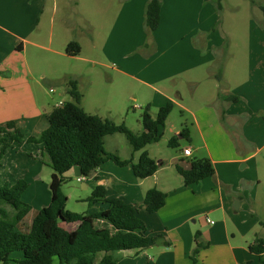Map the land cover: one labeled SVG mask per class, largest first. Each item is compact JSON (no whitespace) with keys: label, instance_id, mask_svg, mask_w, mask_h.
Wrapping results in <instances>:
<instances>
[{"label":"crops","instance_id":"obj_1","mask_svg":"<svg viewBox=\"0 0 264 264\" xmlns=\"http://www.w3.org/2000/svg\"><path fill=\"white\" fill-rule=\"evenodd\" d=\"M73 1L75 7L86 4L84 0ZM89 1L91 9L98 8L99 0ZM149 1L122 0L102 38L101 56L88 57L82 55L84 44L79 36L76 38L81 52L75 56L66 52L73 39L68 36L72 22L61 26L59 33L55 31L66 0H0V123L15 121L24 134L10 144L0 160V186H12L25 179L29 186L22 197L35 187L42 207L51 202L50 156L43 144L27 141L49 126V114L58 105H50L42 96L40 79L52 84L63 78L76 79L83 94L81 106L104 119L107 117L101 114L102 108L110 113L113 106H124L129 100L135 101L136 107L149 105L152 115L153 108L159 110L171 101L173 109L168 118L179 108L182 119L176 134L187 126L189 141L195 144L193 148H182L190 147V156L181 149L174 160H166L152 154L148 146L156 143L153 142L145 149L161 164L152 176L138 178L131 164L120 169L117 166L121 165L113 160L102 164L88 179L80 174L78 166L69 170L78 175L85 189L93 192L104 185L108 197L136 204L148 235L163 234L171 242L117 251L118 264H264L260 255L249 248L258 239L264 240L262 210L255 197L245 196V186L237 182L236 169V164L244 167L243 161L264 150V18H249L244 48L236 51L238 44L233 41L237 37L224 28V0L221 7L217 0H161L160 24L153 31L146 24ZM247 2L256 10L264 5V0ZM81 10L75 11L82 21L79 28L84 30L88 44L98 48L96 30L93 33L88 27L95 25ZM83 22L86 25L82 27ZM29 46L38 50L36 61L43 64V70L35 68L28 58ZM66 58L107 70L100 69L104 80L100 92L93 91V110H87L83 100L98 83L89 79L86 71L68 69ZM66 89L68 92V85ZM143 130L144 126L139 131ZM1 146L0 140V149ZM138 151L139 159L142 150ZM194 152L198 158H210L216 172L187 185L176 163ZM152 187L167 193L165 205L156 212L143 205ZM101 208H107V204L90 206L89 212ZM32 211L33 206L29 214ZM38 211L31 222L24 219L23 229H30ZM78 225L73 223L68 228L75 230ZM197 231L199 240L206 245L200 248L194 262ZM15 254H11L12 264L23 257V253ZM53 264H59V259H54Z\"/></svg>","mask_w":264,"mask_h":264},{"label":"trees","instance_id":"obj_2","mask_svg":"<svg viewBox=\"0 0 264 264\" xmlns=\"http://www.w3.org/2000/svg\"><path fill=\"white\" fill-rule=\"evenodd\" d=\"M217 1L221 7V0ZM161 9V0H150L147 4L146 24L152 31L160 24ZM261 9L264 14V5ZM66 52L72 56L78 55L81 45L77 41H70ZM67 84L72 100L55 106L49 114V126L39 136L27 138L30 143L43 144L53 169L50 182L51 202L38 211L29 230L21 227L32 208L22 200V195L29 186L28 181L20 179L12 186H0V264H12L11 254L16 251L23 253L17 264H53L56 257L59 264H118L117 251L171 244L163 234L148 235L146 223L138 215L139 207L121 197H108L104 185L94 189L87 201L91 207L103 203L107 204V208L81 213L66 208L68 197L62 185L65 173L74 166H78L80 174L88 179L94 177L97 169L108 160L121 166L131 164L138 178L154 175L161 162L151 157L145 147L161 139V129L173 109V102L169 101L160 107L156 118L147 105L142 113L144 130L136 133L124 122L116 123L112 119L88 113L81 106L83 94L78 81L69 79ZM232 99L236 100L237 97L232 96ZM117 132L127 135L134 151L142 150L137 161H134L133 156L122 159L106 149V135ZM0 135L1 160L10 144L21 140L24 134L15 121H7L0 123ZM180 137L190 139L187 126L170 138L169 145L179 146ZM176 169L187 185L199 183L206 177L214 176L216 172L208 157L195 158L187 164L184 158H180ZM166 198L165 191L152 187L147 190L143 205L148 211L156 212L165 205ZM73 223H79L75 230L68 228ZM199 237L200 232L197 231L196 247L192 252L194 262L200 248L206 245ZM249 248L258 253L264 262V240L258 239Z\"/></svg>","mask_w":264,"mask_h":264},{"label":"rangeland","instance_id":"obj_3","mask_svg":"<svg viewBox=\"0 0 264 264\" xmlns=\"http://www.w3.org/2000/svg\"><path fill=\"white\" fill-rule=\"evenodd\" d=\"M122 0H99L98 8L95 9L93 6V9L90 7V1L84 0L86 3L84 6L81 7H75L73 0H66L64 5L66 6L63 8L60 12L59 18L56 20V26L55 31L56 33L61 30V26H67L68 22H72L71 28L72 32L68 33V36H70L72 41H77L79 44L80 42L76 38L79 36L83 40L84 44V51L83 56H101V43L102 38L104 34L107 33L111 22L119 8L120 2ZM225 8L223 11V14L225 16V24L224 28L227 29L229 32L234 33V35L237 37L236 41L234 40L233 43L237 42L238 46L234 47L236 51H241L244 48V37L246 36L249 28V18L251 16L258 17V18H264V14L261 10V8H258L257 10L254 9V7H250L247 0H224ZM227 3V4H226ZM232 5H237L236 9L232 8ZM252 8V10H251ZM82 9V10H81ZM81 10L86 15H88L95 25L88 26L89 29L96 30V34L98 35L97 41H98V48L91 47V44L89 45L88 42H90L82 31L83 29L79 28V22H82L79 17L77 18V15L75 14V11ZM64 13V14H63ZM91 14V16H90ZM65 17V20L63 22V18ZM256 17V18H257ZM62 24V25H61ZM82 27L86 25L84 22L81 23ZM80 29V30H79ZM74 31V32H73ZM76 38V40H74ZM81 45V44H80ZM37 49L29 46L27 49L28 58L34 62L35 68L39 70H43L44 66L42 63H39L36 61V55H37ZM45 53V51H42ZM97 54V55H95ZM100 58V57H98ZM65 66L68 69H72L71 71L78 70V71H86L88 72L89 79L93 80L94 82H97L98 85L94 86L95 90H91L86 94V97L84 98V106L87 110H93L94 105V94L93 91L96 93L100 92V83H102L103 75H101V70L107 71L103 68H100V66L93 65L90 62H85L81 60H76L72 58H66ZM48 70V69H46ZM51 71V70H49ZM103 74V73H102ZM39 77V75H38ZM69 79L63 78L62 81L55 82L54 84L48 83L43 79H40L41 83L43 84V87L40 88L42 96L45 98V100L50 104H59L64 99L70 100L71 96L67 92L66 86L68 85ZM116 82L114 81V84ZM51 88V91H50ZM87 89V85L84 87V92ZM94 92V93H95ZM136 102L133 100H129L125 102L124 106H113L112 111L108 113L105 111V109H101V114H103L105 117L112 119L116 123H125L131 130H133L136 133H139L140 128H143L142 123V113L145 109V105L143 107H136ZM125 110L124 112L122 111ZM158 109L153 108V117H157ZM181 114L179 108L175 109L174 112L171 114V116L168 118L167 123L164 127H162V137L161 139L153 144H150L148 148L152 152V154H156V156L162 155L163 158L166 160H174L177 155L181 154V149L186 146H192L195 147V144L190 143V141L185 137L179 138L180 145L177 147H172L169 145L170 138L177 133L178 128H180L181 125ZM18 127V125H17ZM20 129V127H18ZM22 131V129H20ZM23 132V131H22ZM177 135V134H176ZM106 142V148L108 151H111L115 153L118 156H121V158H131L132 156L138 159L139 151H134L132 144L130 143L127 135L125 133L117 132L114 134H109L105 138ZM183 150V149H182ZM198 158L196 157V153L191 157H184V160L187 164V162H190V160ZM178 162V161H177ZM113 165H116L112 161ZM245 163V166L242 167V163L236 164L237 169V182L240 184L242 183L244 187V194L245 196H251L255 197L258 201V204L261 207L262 210V216L264 218V150L256 155L250 156L247 160L243 161ZM225 166H230L231 164H224ZM120 169L123 168L122 166H117ZM126 167V166H125ZM51 172H53L52 167L49 168ZM78 175H74L72 171H69L67 176H65V181L62 185V189L67 195V203L66 208L72 212H89L90 205L87 201L88 197L92 194V189H85L83 187V181H79L77 179ZM51 192V189H50ZM36 190L35 187H31L28 192L24 194V197H22V200L29 203L31 207L33 206V211L26 217L25 221H30L32 219V216L34 212L38 211L35 210L38 207H42L43 203L39 201L37 196L35 195ZM100 204V203H99ZM237 202L234 203V206H236ZM9 209H11L9 207ZM243 210L240 212L242 213ZM23 228V227H22ZM15 255H18L19 253L22 254V251L15 252ZM116 256L119 257V255L116 253ZM54 259H57L54 258ZM56 261V260H55Z\"/></svg>","mask_w":264,"mask_h":264},{"label":"built area","instance_id":"obj_4","mask_svg":"<svg viewBox=\"0 0 264 264\" xmlns=\"http://www.w3.org/2000/svg\"><path fill=\"white\" fill-rule=\"evenodd\" d=\"M61 103V102H60ZM183 154L185 156H190L192 154V150L190 147H186L184 150H183ZM212 223H214L213 221H211Z\"/></svg>","mask_w":264,"mask_h":264}]
</instances>
